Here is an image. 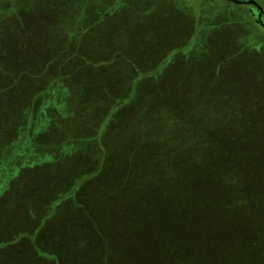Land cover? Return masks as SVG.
<instances>
[{"label":"rangeland","instance_id":"374dc122","mask_svg":"<svg viewBox=\"0 0 264 264\" xmlns=\"http://www.w3.org/2000/svg\"><path fill=\"white\" fill-rule=\"evenodd\" d=\"M114 1L0 0V264H264V29ZM220 130L254 140L255 211Z\"/></svg>","mask_w":264,"mask_h":264},{"label":"trees","instance_id":"16d2710c","mask_svg":"<svg viewBox=\"0 0 264 264\" xmlns=\"http://www.w3.org/2000/svg\"><path fill=\"white\" fill-rule=\"evenodd\" d=\"M64 98H63L64 102L68 101L66 99V97H64ZM109 123H110V121L108 122L106 128L108 127ZM105 131L106 130H104L103 133H105ZM220 131H223V132L220 134L217 133L219 136V137H217V139L219 141H216V143L218 145H215L214 147H216V146L219 147L218 150H219V158L220 159H222L224 161L228 160L227 163L229 164V167H230L228 180L232 181V179H233V180H235L234 182H244V186L248 184V187L246 188V190L243 194V196L245 197V193H246L247 200H245V198H244L243 200L239 201L240 202L239 207L248 208V209L251 208L255 211L258 208V205L256 203H254V201L252 199L248 200V195H247L248 188L251 187L249 185H251L253 180H254L253 168L255 167L254 164L256 162V160L254 158L257 157L254 150H253L254 148L252 146V144H253L252 142H254V140L252 137L250 138V136H248V135L243 137L244 131L247 132V134H249L248 130L247 131L246 130H229L228 134H229V139H230L229 140L230 145L228 148H226L227 146H226L225 141L228 142V140L225 139L226 131L225 130H220ZM72 136H74V135H72ZM76 137H78V134ZM76 137L73 138L74 142H78V141L82 140L81 138L76 139ZM79 137H80V135H79ZM97 139H98V141H100V140L102 142L104 141V138L103 139L97 138ZM155 139H157V138L155 137ZM106 140H107V137H106ZM248 146H249L250 152L249 151L247 152ZM11 150H12L11 152L14 154V156L17 157L19 149H15V150L11 149ZM106 152H107V146H105L103 143H101L100 148L97 149L96 152L93 153V155L97 154V160H98V158H100V156H102L101 160H103V154H105ZM240 170H242V172ZM206 174H210V173L207 172ZM244 186L242 187L243 189H244ZM77 192H78V190L74 191L75 194H77ZM232 193L233 194L239 193V190L233 189ZM250 194H252V193H250ZM75 197H76V199H78L77 195ZM61 200H63V199H61ZM236 202H237V200H235V202H234L235 206H236ZM77 204H79V203H77ZM52 214H55V211H52V212L48 211V213L43 216L41 224H44L45 221L48 220Z\"/></svg>","mask_w":264,"mask_h":264},{"label":"flooded vegetation","instance_id":"af4514ba","mask_svg":"<svg viewBox=\"0 0 264 264\" xmlns=\"http://www.w3.org/2000/svg\"><path fill=\"white\" fill-rule=\"evenodd\" d=\"M129 1L131 2L133 0H129ZM129 1L125 2L123 0H115L113 7H115L114 9L116 11H119V12L123 11L124 9L129 7L128 5H131L132 2L130 3ZM225 1H229V0H225ZM241 1H248V0H241ZM255 1L264 9V6H262V4L259 1H257V0H255ZM240 4L246 6L249 17L254 19V20H257V22H258L259 16H258V8L256 7V5H254L252 3H240ZM111 9H112V5L111 6L107 5V9H105V12L109 13L111 11ZM260 20L264 21V12H262V14L260 16ZM259 25H260V23H259ZM260 27H261V25H260Z\"/></svg>","mask_w":264,"mask_h":264},{"label":"water","instance_id":"95a60500","mask_svg":"<svg viewBox=\"0 0 264 264\" xmlns=\"http://www.w3.org/2000/svg\"><path fill=\"white\" fill-rule=\"evenodd\" d=\"M229 1L236 3V4L252 3V4L256 5V7L258 8V16H259L258 22L260 23L261 27L264 29V21L260 20V16H261L262 12H264V9L255 0H248V1L229 0Z\"/></svg>","mask_w":264,"mask_h":264}]
</instances>
